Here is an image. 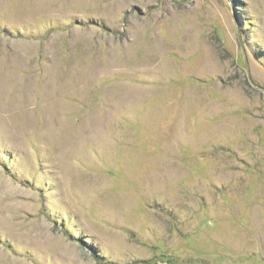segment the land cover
<instances>
[{
    "label": "rangeland",
    "instance_id": "rangeland-1",
    "mask_svg": "<svg viewBox=\"0 0 264 264\" xmlns=\"http://www.w3.org/2000/svg\"><path fill=\"white\" fill-rule=\"evenodd\" d=\"M0 264H264V0H0Z\"/></svg>",
    "mask_w": 264,
    "mask_h": 264
}]
</instances>
